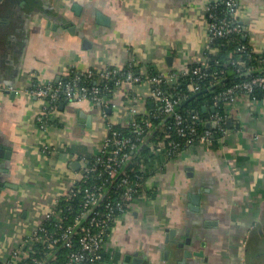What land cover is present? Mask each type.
<instances>
[{"label": "crops", "instance_id": "1", "mask_svg": "<svg viewBox=\"0 0 264 264\" xmlns=\"http://www.w3.org/2000/svg\"><path fill=\"white\" fill-rule=\"evenodd\" d=\"M213 1L0 0V14L19 22L18 35L0 37V264L25 261L26 237L84 177L110 125L156 111L148 82L103 81L107 106L62 100L44 131V103L30 90L71 71L130 65L143 77L174 72L176 82L207 62ZM235 16L263 54L264 0H238ZM230 105L238 126L217 150L188 149L152 171L110 231L106 264H264V97Z\"/></svg>", "mask_w": 264, "mask_h": 264}, {"label": "built area", "instance_id": "2", "mask_svg": "<svg viewBox=\"0 0 264 264\" xmlns=\"http://www.w3.org/2000/svg\"><path fill=\"white\" fill-rule=\"evenodd\" d=\"M223 3L226 6L225 14L231 15L232 19L218 18L213 12L216 5ZM213 9V10H212ZM238 10V0H214L208 6V32L210 46L215 39L226 38L234 33H244L242 25L234 21V16ZM245 47H240L239 51H245ZM232 65H241L242 62H232ZM130 67H132L130 65ZM189 71V70H187ZM193 75L199 78H205L207 75L201 68L192 70ZM177 77L174 72L152 73L147 76L136 75L132 70H119L117 68H108L101 71H71L69 74L57 84H37L30 90L29 94L43 101L44 107L38 117V122L42 130L47 131L50 122L54 119L59 104L62 100L82 101L89 100L100 106H107L105 97V89L108 88L102 84L105 82H113L116 86L122 84H136L148 82L152 86V95L156 102V111L145 117L141 122H134L132 131L129 135H121L114 130V126L110 125V134L105 140L100 154L91 163L86 160V169L84 177L71 186L64 196L57 201L55 209H52L45 217L39 228L31 235L27 236L24 242L27 256L36 253L33 244L39 242L52 248L63 242L67 247H71L72 237L80 234L79 250L72 252L69 261L66 264H106L103 261L102 250L106 244L105 237L108 230V223L116 222L123 218L129 211L132 204H125L123 201H112L111 195L109 201L105 204L104 209L98 208L99 202L105 195L109 185L113 193L121 192L123 199L134 200L139 188L145 187L146 181L142 176L131 178L129 175L122 173L130 160V154L137 151L139 143H142L144 137L153 126V119L168 117L172 119V125L181 135L194 136L198 132V126L210 124L211 127H221L226 120L219 114H215L210 121L204 123L200 117L195 114L190 119L185 117L179 110V99L166 93L161 85L170 83ZM93 80L92 86L86 85V81ZM262 87L264 89V75L257 76L251 81L244 82L239 85L247 94H250L254 87ZM190 90L198 89L194 84L189 85ZM223 97L231 104L235 102L237 95L233 88L226 90ZM217 105V103H215ZM229 130L224 131V137L228 135ZM212 131L208 129L200 138L203 144L209 142ZM174 148H178V144H172ZM91 177L99 180L98 185L86 186L80 188L81 184H86ZM114 180L116 182L112 183ZM112 181V182H111ZM79 185V186H78ZM79 191H83V198L79 204L80 211L75 216L72 224H65V217H61V212L57 211L58 206L62 202H70ZM133 203V202H132ZM72 205H68L67 210L72 212ZM51 224V227L47 225ZM34 264H42L40 260H33ZM14 264V263H13Z\"/></svg>", "mask_w": 264, "mask_h": 264}, {"label": "trees", "instance_id": "3", "mask_svg": "<svg viewBox=\"0 0 264 264\" xmlns=\"http://www.w3.org/2000/svg\"><path fill=\"white\" fill-rule=\"evenodd\" d=\"M213 10V9H212ZM226 6L219 3L215 6L213 12L216 13L218 18L232 19L231 15L225 14ZM236 16H234V21ZM243 29L244 27L241 26ZM244 33H234L226 38L215 39L209 51L207 52V62L205 64L192 65L186 72L180 73L176 82L163 83L162 89L171 96L179 99L178 110L187 118H191L197 114L200 119L206 123L211 120L215 114L226 117V120L221 127H207V124L201 123L198 126V132L194 136L181 135L176 132L173 127L172 119L163 117L153 119V126L148 131L142 143H139V148L130 154V160L125 167L122 168V173L129 175L131 178L142 176L144 182L149 179L152 171L163 166L170 159L178 156L181 152L188 149H196L197 147L210 145V148L218 149L224 139V131L235 129L238 123L235 119V114L229 113L230 102L223 97V93L233 88L237 96L249 95L250 98L261 99L264 97V89L262 87H254L250 94L239 87L244 82L251 81L257 76L264 75V53L260 54L255 52L249 45L248 40L245 38ZM245 47V51H239L240 47ZM232 62H242L241 65H232ZM201 68L206 73L205 78H199L193 75L192 70ZM125 70L135 71V67L127 66ZM88 86L94 84L93 80H88L85 83ZM190 84L198 87L196 91L189 88ZM111 87L110 84H108ZM217 103V105H215ZM231 109V107H230ZM144 117L137 119L141 122ZM212 131L207 144H203L200 140L201 136L208 130ZM114 130L121 135H129L132 131V126L129 128L115 127ZM172 144H178V148H174ZM93 163L95 158H89ZM90 181L86 184H81L80 188L84 189L86 186L98 185L99 180L96 177H91ZM114 180L112 183L116 182ZM113 184L109 185L105 195L99 202L98 208L104 210L105 204L109 201L111 195L112 201H123L125 204H132L137 198L141 196L143 188H139L134 200L123 199L122 193H113L111 188ZM79 186V185H78ZM83 198V191H79L77 197L70 202H62L58 206L61 217H65V224H72L75 216L79 213V204ZM68 205L74 208L72 212L67 210ZM115 222L108 223V230L105 240L107 241L110 231ZM51 227V224L47 225ZM80 234L72 237L71 247H67L65 243L61 242L58 245L48 248L39 242L33 244V249L37 250L35 254L26 257L22 264H34L33 260H41L42 264H66L69 261V256L72 252L78 251ZM103 261L106 262L105 249L102 250Z\"/></svg>", "mask_w": 264, "mask_h": 264}, {"label": "flooded vegetation", "instance_id": "4", "mask_svg": "<svg viewBox=\"0 0 264 264\" xmlns=\"http://www.w3.org/2000/svg\"><path fill=\"white\" fill-rule=\"evenodd\" d=\"M2 7H6L5 10H7L8 6L7 5L0 6V10H2ZM18 23H19L18 21H16V24H14L12 21L9 22L7 20V16L5 13L0 14V37L2 36V38H3V36H5V35L8 36L9 35L8 30H11L10 32L13 33L11 35H13V36H15L16 34L18 35V33H17V28H18L17 24ZM13 27L16 28V32H15V30L14 31L12 30ZM11 35H10V37H11Z\"/></svg>", "mask_w": 264, "mask_h": 264}, {"label": "water", "instance_id": "5", "mask_svg": "<svg viewBox=\"0 0 264 264\" xmlns=\"http://www.w3.org/2000/svg\"><path fill=\"white\" fill-rule=\"evenodd\" d=\"M211 125L210 124H207V127L209 128ZM193 201H194V203H196L197 201L195 200V198H193ZM173 233V232H172ZM126 260L128 261L129 260V258H126ZM142 263V260L141 259H135L134 261H133V264H141Z\"/></svg>", "mask_w": 264, "mask_h": 264}]
</instances>
